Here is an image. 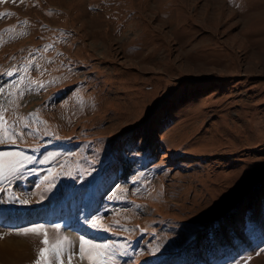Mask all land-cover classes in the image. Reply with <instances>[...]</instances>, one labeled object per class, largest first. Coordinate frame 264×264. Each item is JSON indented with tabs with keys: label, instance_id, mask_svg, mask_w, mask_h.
<instances>
[{
	"label": "rangeland",
	"instance_id": "obj_1",
	"mask_svg": "<svg viewBox=\"0 0 264 264\" xmlns=\"http://www.w3.org/2000/svg\"><path fill=\"white\" fill-rule=\"evenodd\" d=\"M0 88V264H264V0H0Z\"/></svg>",
	"mask_w": 264,
	"mask_h": 264
},
{
	"label": "snow or ice",
	"instance_id": "obj_2",
	"mask_svg": "<svg viewBox=\"0 0 264 264\" xmlns=\"http://www.w3.org/2000/svg\"><path fill=\"white\" fill-rule=\"evenodd\" d=\"M2 15H11V13H5ZM48 47L51 46L49 45ZM14 71H19V69H15ZM5 74L12 76L14 72H7ZM56 82L57 81L53 80L50 83L55 84ZM13 87H15V84H13ZM40 87L44 88L46 87V85L40 84ZM3 95L4 89L0 88V96ZM20 95L22 96L23 93H20ZM0 121H4L5 123H7L2 113H0ZM18 126V123L15 121L8 124V126L3 129L4 136L2 139H0V143L11 142L15 144L17 142V138L23 139L25 135L30 134L29 132H24L23 130L17 132L16 129ZM0 127H2V125H0ZM25 127L28 126L25 125ZM32 161L33 157L28 156L22 152H0V182L4 180H10L13 175L23 170V168L25 167V162L31 163ZM43 162L44 161H41V163ZM57 174L58 173H50V176H46L44 179L45 181L54 179L55 175ZM51 186L52 185H50V187ZM2 190L3 189H0V191ZM20 202L28 203L26 199L20 200ZM92 224L95 226L98 224V221L93 220ZM42 232L45 236V239L42 241V243L48 245L49 241L47 239V230L45 229L44 225L25 227L18 234H40ZM64 240L67 241V238L65 237ZM109 247L110 246L106 244H95L90 239H85L84 237L80 238L78 246L68 245L67 247H65L62 246L58 241L57 243L51 245L50 250L48 248H41L38 252V258L34 262V264H73V261L77 258L81 261L87 260L89 264H108L109 255L107 250Z\"/></svg>",
	"mask_w": 264,
	"mask_h": 264
}]
</instances>
